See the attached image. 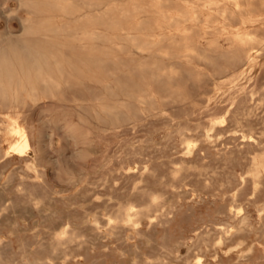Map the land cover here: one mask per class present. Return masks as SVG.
Returning <instances> with one entry per match:
<instances>
[{
    "label": "rangeland",
    "instance_id": "1",
    "mask_svg": "<svg viewBox=\"0 0 264 264\" xmlns=\"http://www.w3.org/2000/svg\"><path fill=\"white\" fill-rule=\"evenodd\" d=\"M24 1L0 0V44L66 62L51 87L31 68L15 110L0 100V264H264V51L224 85L218 54L187 61L116 27L117 0Z\"/></svg>",
    "mask_w": 264,
    "mask_h": 264
},
{
    "label": "bare ground",
    "instance_id": "2",
    "mask_svg": "<svg viewBox=\"0 0 264 264\" xmlns=\"http://www.w3.org/2000/svg\"><path fill=\"white\" fill-rule=\"evenodd\" d=\"M146 5L147 7H143L135 2L131 8L124 7L117 0L113 11L116 27L122 28L126 21L131 23L132 29L141 26L146 31L148 46L179 49L187 61L197 59L212 62L214 54H218L225 60L219 71L222 73L232 70L230 76L223 79V84L236 81L263 56L264 36L261 32L264 31V0H149ZM142 13L150 15L147 23L138 21ZM129 34L128 32L127 35ZM65 62L62 52L36 40L24 39L21 46L13 42L0 44V100L15 110L20 96L31 98L35 94L31 68H36L39 78L50 86L57 83L52 69L61 73ZM9 132L18 138L11 145V151L23 156L29 148L25 130L17 122H13ZM254 164L252 173L257 179L260 171H264V154L254 158ZM132 210V207L127 209L128 218L131 216L129 211ZM66 233L63 231L61 234Z\"/></svg>",
    "mask_w": 264,
    "mask_h": 264
}]
</instances>
